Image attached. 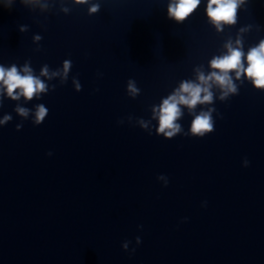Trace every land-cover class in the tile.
Returning <instances> with one entry per match:
<instances>
[{
	"label": "water",
	"instance_id": "obj_1",
	"mask_svg": "<svg viewBox=\"0 0 264 264\" xmlns=\"http://www.w3.org/2000/svg\"><path fill=\"white\" fill-rule=\"evenodd\" d=\"M175 3L0 0V67L45 85L13 99L0 81V264L29 263L89 137Z\"/></svg>",
	"mask_w": 264,
	"mask_h": 264
},
{
	"label": "clouds",
	"instance_id": "obj_2",
	"mask_svg": "<svg viewBox=\"0 0 264 264\" xmlns=\"http://www.w3.org/2000/svg\"><path fill=\"white\" fill-rule=\"evenodd\" d=\"M78 2H83V0H78ZM199 3L200 0H176L174 5L169 6V15L177 21H182L197 8ZM98 7V5H94L90 11H98ZM236 10L237 0H208L207 15L210 20L218 26V30L221 22L229 24L235 23ZM37 39H39V37H37ZM242 55L240 50L233 49L230 50L229 55L222 58H214L211 62V67L218 69L223 75H218L216 72H213L208 79L214 78L221 86H227L229 91L235 92L236 89L232 85L227 73L231 70H238V78L242 71L253 81L255 87L264 88V41H262L258 47L251 49L247 54L246 59L248 66L246 69L243 68L241 64ZM67 67L68 62H65V69H67ZM25 71L28 72L29 69L25 68ZM199 79L206 82L203 75H201ZM0 81H3L4 85H6L7 92L13 99L17 98L13 96L14 90L17 88L22 89V94L28 99H31L34 93L45 90V85L41 81L31 74L21 76L17 72L15 66L7 71L3 67H0ZM129 88L133 92L136 91L131 84ZM181 91L188 93V96L179 95L178 100L176 96L169 97L163 101L160 109L159 132L164 133L165 129H172V131L165 133L168 137H171L174 132L178 130V126L173 123L179 115L178 103L185 104L191 108L194 107L197 102L211 101L212 98L211 93H208L203 97V100H201V92H207L208 90L206 88L202 89L199 85H193L187 82L181 85ZM18 111L22 115L26 114L24 109H18ZM45 114L46 109L42 105L39 106L37 121L43 120ZM8 119H10V117H5V120ZM211 130L212 124L210 123V116L208 114H202L194 119L192 123L193 133H203L204 131Z\"/></svg>",
	"mask_w": 264,
	"mask_h": 264
}]
</instances>
